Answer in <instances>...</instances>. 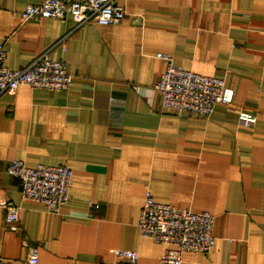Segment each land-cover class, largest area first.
<instances>
[{
	"label": "crops",
	"instance_id": "0c3cea01",
	"mask_svg": "<svg viewBox=\"0 0 264 264\" xmlns=\"http://www.w3.org/2000/svg\"><path fill=\"white\" fill-rule=\"evenodd\" d=\"M40 1L0 0L6 65L51 49L74 78L61 91L0 93V264L30 253L36 264H128L115 248L158 264L170 245L140 235L147 191L215 216L214 247L182 253L181 264H264V0H116L122 21L77 29L69 15L21 21ZM157 54L222 78L233 105L208 117L163 107ZM12 160L71 169L69 201L52 213L24 199L6 172ZM6 203L19 208L17 230L4 222Z\"/></svg>",
	"mask_w": 264,
	"mask_h": 264
},
{
	"label": "built area",
	"instance_id": "2783aa9c",
	"mask_svg": "<svg viewBox=\"0 0 264 264\" xmlns=\"http://www.w3.org/2000/svg\"><path fill=\"white\" fill-rule=\"evenodd\" d=\"M68 15L72 29H77L86 24L119 23L125 12L116 0H42L26 5L20 18L21 21L40 18L64 20ZM66 37L62 36L57 44L64 47ZM50 50L39 53L19 69H9L6 47L0 44V93H13L20 85L52 91L67 89L74 74L67 71L62 60L53 59ZM156 57L167 63L161 78L152 87L161 95L163 107L208 117L216 105H233L232 91L225 87L222 78L185 70L173 64L167 55L157 54ZM241 116L249 121L254 118ZM6 172L19 178L24 199L42 203L49 212L58 213L70 199L72 171L64 165L26 167L22 161L12 160L7 164ZM2 207L5 224L17 230L19 208L11 203ZM214 219L215 216L209 212H194L157 202L147 191L138 228L142 237L170 245L158 264H181L182 253L207 252L214 247ZM111 253L116 260L128 264H135L138 260V253L133 250L115 248ZM25 264H36L33 253L29 254Z\"/></svg>",
	"mask_w": 264,
	"mask_h": 264
}]
</instances>
